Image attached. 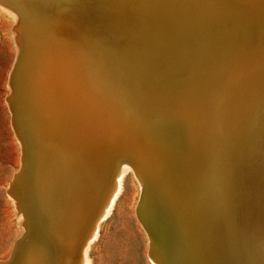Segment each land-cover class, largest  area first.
<instances>
[{
    "label": "bare ground",
    "instance_id": "bare-ground-1",
    "mask_svg": "<svg viewBox=\"0 0 264 264\" xmlns=\"http://www.w3.org/2000/svg\"><path fill=\"white\" fill-rule=\"evenodd\" d=\"M0 6L24 227L0 264H89L127 170L150 264H264V0Z\"/></svg>",
    "mask_w": 264,
    "mask_h": 264
},
{
    "label": "rangeland",
    "instance_id": "rangeland-1",
    "mask_svg": "<svg viewBox=\"0 0 264 264\" xmlns=\"http://www.w3.org/2000/svg\"><path fill=\"white\" fill-rule=\"evenodd\" d=\"M12 14L0 6V263L9 259L15 239L24 230L23 217L9 194L14 173L20 167V148L6 100L16 55ZM138 196V181L127 170L110 213L99 222L94 241L89 243V264H150L147 236L136 216Z\"/></svg>",
    "mask_w": 264,
    "mask_h": 264
}]
</instances>
